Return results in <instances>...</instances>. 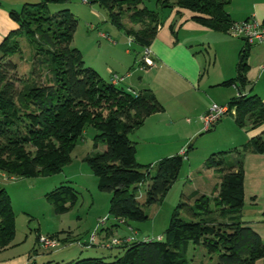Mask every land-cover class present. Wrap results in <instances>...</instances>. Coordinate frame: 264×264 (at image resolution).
Segmentation results:
<instances>
[{"label": "trees", "instance_id": "1", "mask_svg": "<svg viewBox=\"0 0 264 264\" xmlns=\"http://www.w3.org/2000/svg\"><path fill=\"white\" fill-rule=\"evenodd\" d=\"M67 1L37 0L7 11L16 28L0 42V173L13 178L56 175L70 163V153L84 130L92 128V148L100 142L104 149L86 155L83 162L95 177L97 191L110 194L107 214L112 217L111 225L118 227L120 221V226L130 229L129 222L146 219L144 207L165 197L187 150L162 158L153 167L135 161V147L128 135L140 128L147 117L163 112V108L149 90L132 92L120 83L104 81L84 66L80 52L70 46L76 19L67 9L53 13L48 10L50 4ZM229 1L88 0V4L103 9L117 29L123 28L120 21L125 14L132 25L139 27L124 28L123 32L143 50L172 10L176 16L184 10L192 14L189 19L195 24L226 34L232 24L225 12ZM169 31L174 36L172 25ZM21 41L26 43L29 55L27 72L19 77L11 58L22 59ZM247 50L245 46L238 53L235 76L218 86L233 87L238 93L226 103L233 111L226 116L238 129H263L239 149L212 153L205 159L203 168L218 177L211 193L181 196L184 201L180 200L171 211L160 239L119 237V244L108 248L122 249L113 261L86 258L67 264H189L185 258L189 245L214 256L212 264H253L264 259V242L240 221L242 156L264 155V103L255 95L240 93L246 86ZM152 168L154 173L150 176ZM143 184V200L139 203L135 190ZM44 199L57 215L67 213L76 203L70 186H59L45 194ZM113 226L103 232L108 231V236ZM13 237L10 199L0 188V252L9 247ZM37 237L35 243L39 245Z\"/></svg>", "mask_w": 264, "mask_h": 264}, {"label": "rangeland", "instance_id": "2", "mask_svg": "<svg viewBox=\"0 0 264 264\" xmlns=\"http://www.w3.org/2000/svg\"><path fill=\"white\" fill-rule=\"evenodd\" d=\"M21 1L28 2L27 0ZM19 7L20 5H14L12 9L17 10ZM61 9L69 10L77 21L70 46L80 52L85 67L93 69L104 81H110L111 74L118 78L124 76L125 70H130L132 76L138 73L136 67L142 50L126 37L123 29H137L139 26L132 25L125 14L121 16L120 21L123 28L117 29L109 22L104 10L95 4H88V0L86 2L85 0H68L61 5L50 4L48 6L51 13ZM90 11H96L99 17ZM182 11L184 10H180L179 14ZM160 15L162 17L161 13ZM20 43L23 52L22 59H18L17 56L11 58L19 77L27 72L26 58L29 55L26 43L24 41ZM199 49L192 47L195 54L198 55L200 51L204 54L202 48L200 51ZM203 57L201 65L204 68L208 56ZM200 58L199 56L198 59ZM146 71L147 69L139 72L142 74ZM213 73L214 70L210 73L211 81L216 79ZM157 78H159L158 75ZM190 114L183 115L180 119L182 123H178L177 128L174 129L172 136L174 142L181 145L184 143L182 148L183 151L187 150V154L176 180L165 197L160 202L143 208L146 217L144 221L129 222L130 229H124L120 223L107 239H103L101 234L105 227L113 224L112 217L107 214L110 194L97 191L95 177L83 162L86 155L92 152H102L104 149L100 142L96 144L95 149L92 148V137L95 134L92 128L88 127L84 130L70 153V163L56 175L44 178H13L0 173V188L7 193L14 215V237L7 252L2 254L1 258L5 259L7 264H67L86 258H100L105 262H111L121 255L122 249L118 247L108 249L102 246H108L110 239H118L122 233H127L125 237L129 239L139 241H144L146 238L160 239L168 224L171 211L180 200L184 201L181 196H188L190 188L209 186V181L205 180L204 176L196 178L198 172L203 170L205 159L212 153L239 149L243 145H240L242 133L238 128L230 125L219 128L216 133H213L214 130L204 132L201 123L203 114L197 118L191 117ZM224 117L225 122L231 121L228 116ZM185 118L187 119L184 121ZM228 127H232L231 134H229ZM143 131L147 141L150 140L152 138L151 129L145 127ZM243 131L249 132L250 129L249 127L244 128ZM192 133L193 135H190ZM133 137L130 135L129 139L132 140ZM141 145L140 151L143 149L149 151L148 146L151 144L148 141ZM157 148L153 147L154 156L166 152ZM226 158L230 160L231 155ZM157 161L153 162L150 167H153ZM153 173L152 168L149 170V175L152 176ZM59 186H70L76 195L74 206L61 215L55 214L52 206L44 199L45 194ZM144 187L145 184L139 185L135 190V199L139 203L143 200ZM245 202L247 203L248 200L245 199ZM103 218L107 220L103 226H98V220ZM36 236L48 239L52 242V246L43 248L37 245ZM185 258L189 264H212L215 260L214 256L206 255L201 247L192 245L187 247Z\"/></svg>", "mask_w": 264, "mask_h": 264}, {"label": "crops", "instance_id": "3", "mask_svg": "<svg viewBox=\"0 0 264 264\" xmlns=\"http://www.w3.org/2000/svg\"><path fill=\"white\" fill-rule=\"evenodd\" d=\"M27 1L0 0V42L16 28V25L8 18L7 11L12 9L14 5L21 6L25 3L36 2V0ZM90 12L99 17L96 11ZM225 12L230 21L234 23L252 18L258 23L264 24V0H230L225 7ZM191 15L184 11L179 16L174 15V12L170 13L162 25L157 27L156 34L147 48L153 66L142 74L137 71L135 76L130 75L119 84V86L132 92H138L142 89L149 90L163 108V112L147 117L140 128L128 135V139L130 135L134 136L132 140H129L137 149L135 150V160L141 165H151L163 157L182 154L184 143L181 145L174 142L172 136L183 115L191 113V117L197 118L205 113L209 104L224 105L236 96L237 91L233 87H220L218 85L235 76L238 53L245 46L248 48L246 86L241 89L240 93L242 95H255L264 103V43L248 44L240 38L212 32L190 21ZM170 24L173 26L174 36L169 31ZM192 47L202 48L204 54L201 53L200 49L198 55L195 54ZM204 55L208 56V61L206 67L203 68L201 59H204ZM199 56L201 57L200 60L198 59ZM161 70L162 72H160ZM212 70H214L213 74L216 77L214 81L210 80ZM127 71L125 70L124 74ZM224 119L225 117L221 118L211 128V131L214 130L213 133H216L219 128L230 125L236 127L231 118L230 122H225ZM145 127L151 129L150 136L152 138L148 140L151 145L148 146L149 151H144V149L140 151L141 144L148 142L144 137L145 132L143 130ZM244 128L239 129V132L242 133H240L242 135L240 145L259 134L263 126L254 129L249 127V132L243 131ZM231 130L232 127H228L229 134L232 133ZM162 139L164 141H161ZM153 147L154 149L158 147L157 149L166 152L154 156ZM159 155L160 158H158ZM242 170L243 208L240 213V221L246 223L259 236L260 240L264 241V218L262 216L264 213V155L243 154ZM201 176H204L205 180L208 179L209 186L190 188L189 193L196 192L209 195L218 182V177L211 170L203 168L198 172L196 178ZM245 199L248 200L247 203ZM110 226L113 225L110 224ZM122 227L125 229V226ZM115 228L118 227L113 226L108 236L112 235ZM107 232L101 234L102 238L108 237ZM126 235L127 233H122L120 237ZM7 248L0 252V264H7V261L1 258V255L7 252ZM253 264H264V259L257 260Z\"/></svg>", "mask_w": 264, "mask_h": 264}, {"label": "built area", "instance_id": "4", "mask_svg": "<svg viewBox=\"0 0 264 264\" xmlns=\"http://www.w3.org/2000/svg\"><path fill=\"white\" fill-rule=\"evenodd\" d=\"M86 2V0H85ZM226 34L243 39L246 43H256V44H263L264 43V24L258 23L254 19L250 18L245 21H241L239 23H234L229 26L226 31ZM138 66L136 67V71H142L148 69L153 66L152 61L148 56L147 49L142 50L141 57L137 62ZM131 75L130 71H127L124 76L118 78L115 75H110V82L114 85L121 83L124 79L128 78ZM238 95V93H236ZM233 114L232 110H229L227 105H217L211 103L205 113L201 117V123L203 126V131H207L213 127V125L218 122L221 118L226 116L228 113ZM107 218L99 219L98 226H103ZM117 223H121L118 221ZM38 243L43 248H48L52 246V242L48 239L38 237ZM108 246H102L103 248H110V246H115L119 244V240L117 239H110L108 241Z\"/></svg>", "mask_w": 264, "mask_h": 264}, {"label": "water", "instance_id": "5", "mask_svg": "<svg viewBox=\"0 0 264 264\" xmlns=\"http://www.w3.org/2000/svg\"><path fill=\"white\" fill-rule=\"evenodd\" d=\"M243 40V39H242Z\"/></svg>", "mask_w": 264, "mask_h": 264}]
</instances>
